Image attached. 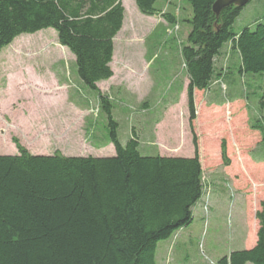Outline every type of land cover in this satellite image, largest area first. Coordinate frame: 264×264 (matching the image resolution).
I'll list each match as a JSON object with an SVG mask.
<instances>
[{"label": "trees", "instance_id": "obj_1", "mask_svg": "<svg viewBox=\"0 0 264 264\" xmlns=\"http://www.w3.org/2000/svg\"><path fill=\"white\" fill-rule=\"evenodd\" d=\"M133 1L140 13L177 25L176 14L154 7L158 0ZM186 1L190 28L181 57L191 157L141 155L134 129L124 145L118 139L113 104L96 84L113 75V39L124 20L121 0H0V52L22 34L52 28L59 45L74 56L76 75L96 92L115 152L32 154L13 138L17 154L0 155V264H157L158 243L191 224L203 189L195 91L221 78L215 63L227 45L239 75L264 74V23L233 33L243 7L231 5L216 16L214 0ZM259 104L263 109L264 93ZM258 123L254 129L264 134ZM219 150L222 163L229 165L232 149L224 139ZM255 219L252 244L212 264H264V199Z\"/></svg>", "mask_w": 264, "mask_h": 264}, {"label": "rangeland", "instance_id": "obj_2", "mask_svg": "<svg viewBox=\"0 0 264 264\" xmlns=\"http://www.w3.org/2000/svg\"><path fill=\"white\" fill-rule=\"evenodd\" d=\"M124 20L114 37L113 75L97 85L112 102L117 134L125 144L134 129L141 155L192 156L186 101L187 76L181 57L189 24L186 0H158L154 7L176 14L177 25L140 13L121 0ZM264 23V0H250L232 25L233 33ZM73 56L52 28L22 34L0 52V155L17 154L16 138L30 153L101 156L113 152L107 120L96 92L76 75ZM210 86L195 91L194 129L202 164V194L193 221L157 245L156 263L212 264L251 245L255 211L264 199V74L236 71L230 46L215 63ZM220 78V79H219ZM225 140L232 154L220 159ZM175 149V150H172ZM171 150L173 151L171 154ZM162 253V254H161ZM251 264V263H246Z\"/></svg>", "mask_w": 264, "mask_h": 264}, {"label": "water", "instance_id": "obj_3", "mask_svg": "<svg viewBox=\"0 0 264 264\" xmlns=\"http://www.w3.org/2000/svg\"><path fill=\"white\" fill-rule=\"evenodd\" d=\"M250 0H214L212 4V11L217 16L219 12L228 6L235 5L237 7H244Z\"/></svg>", "mask_w": 264, "mask_h": 264}, {"label": "crops", "instance_id": "obj_4", "mask_svg": "<svg viewBox=\"0 0 264 264\" xmlns=\"http://www.w3.org/2000/svg\"><path fill=\"white\" fill-rule=\"evenodd\" d=\"M177 24H178V23H177ZM187 32H188V31H186V34H187ZM185 36H186V35H185ZM113 46H114V39H113ZM113 52H114V51H113ZM72 56H73V55H72ZM73 59H74V56H73ZM112 59H113V57H112ZM73 62H74V60H73ZM111 63H112V61H111ZM111 63H110V67H111ZM111 69H112V68H111ZM112 72H113V70H112ZM109 79H110V78H109ZM109 79H108V80H109ZM105 81H106V80H105ZM100 82H103V81H100ZM98 83H99V82H98ZM98 83H97V84H98ZM172 150H175V149L172 148ZM172 150H171V152H170L171 154H173V153H172V152H173ZM114 153H115V152H114V150H113L112 153H110V154H106V155H101V156H112V155H114ZM32 154H33V153H32ZM36 154H39V153H36ZM41 154H42V153H41ZM158 154L161 155V156H174V155H167V154H168L167 152H163V151H161V150H159ZM101 156H97V157H101ZM187 157H191V156H187ZM161 254H162V253H161ZM159 258H160V260H159V264H165V263L163 262V258H161V257H159Z\"/></svg>", "mask_w": 264, "mask_h": 264}]
</instances>
